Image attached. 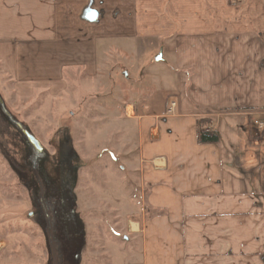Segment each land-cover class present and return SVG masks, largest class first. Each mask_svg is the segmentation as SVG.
<instances>
[{
	"label": "crops",
	"instance_id": "1",
	"mask_svg": "<svg viewBox=\"0 0 264 264\" xmlns=\"http://www.w3.org/2000/svg\"><path fill=\"white\" fill-rule=\"evenodd\" d=\"M0 66L21 99L136 71L127 264H264V0H0Z\"/></svg>",
	"mask_w": 264,
	"mask_h": 264
},
{
	"label": "rangeland",
	"instance_id": "2",
	"mask_svg": "<svg viewBox=\"0 0 264 264\" xmlns=\"http://www.w3.org/2000/svg\"><path fill=\"white\" fill-rule=\"evenodd\" d=\"M125 70L109 67L99 86L21 99L0 66V264L137 259L123 227L128 203L143 205L138 129L125 110L137 74L124 85Z\"/></svg>",
	"mask_w": 264,
	"mask_h": 264
},
{
	"label": "trees",
	"instance_id": "3",
	"mask_svg": "<svg viewBox=\"0 0 264 264\" xmlns=\"http://www.w3.org/2000/svg\"><path fill=\"white\" fill-rule=\"evenodd\" d=\"M210 123L211 120L209 118L200 119L198 121L199 141L202 143H216L219 141V135L216 131L210 132L208 130H204V127ZM262 132L264 133V131Z\"/></svg>",
	"mask_w": 264,
	"mask_h": 264
},
{
	"label": "built area",
	"instance_id": "4",
	"mask_svg": "<svg viewBox=\"0 0 264 264\" xmlns=\"http://www.w3.org/2000/svg\"><path fill=\"white\" fill-rule=\"evenodd\" d=\"M237 1H241V0H237ZM254 126L258 131H264V119H256L254 121Z\"/></svg>",
	"mask_w": 264,
	"mask_h": 264
},
{
	"label": "water",
	"instance_id": "5",
	"mask_svg": "<svg viewBox=\"0 0 264 264\" xmlns=\"http://www.w3.org/2000/svg\"><path fill=\"white\" fill-rule=\"evenodd\" d=\"M26 134H27V136H28V138L30 139V141L33 143V144H35V145H39V141L33 136V135H31L30 133H28L27 131L25 132Z\"/></svg>",
	"mask_w": 264,
	"mask_h": 264
},
{
	"label": "bare ground",
	"instance_id": "6",
	"mask_svg": "<svg viewBox=\"0 0 264 264\" xmlns=\"http://www.w3.org/2000/svg\"><path fill=\"white\" fill-rule=\"evenodd\" d=\"M130 111V110H129ZM132 112V111H131Z\"/></svg>",
	"mask_w": 264,
	"mask_h": 264
}]
</instances>
